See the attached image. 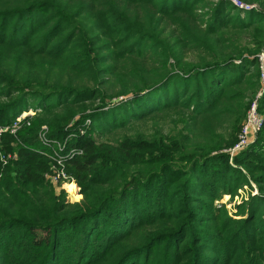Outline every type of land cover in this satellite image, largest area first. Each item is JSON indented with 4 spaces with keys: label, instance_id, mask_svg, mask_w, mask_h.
Listing matches in <instances>:
<instances>
[{
    "label": "trees",
    "instance_id": "1",
    "mask_svg": "<svg viewBox=\"0 0 264 264\" xmlns=\"http://www.w3.org/2000/svg\"><path fill=\"white\" fill-rule=\"evenodd\" d=\"M240 1L256 7L0 0V125L38 112L0 142L18 154L0 161V264H264V127L227 153L260 90L264 50V1ZM113 79L121 87L109 94ZM158 114L167 134L157 124L113 143L95 137ZM44 125L56 140L79 132L71 144L84 155L66 169L81 202L46 179ZM252 184L240 219L215 205Z\"/></svg>",
    "mask_w": 264,
    "mask_h": 264
},
{
    "label": "built area",
    "instance_id": "2",
    "mask_svg": "<svg viewBox=\"0 0 264 264\" xmlns=\"http://www.w3.org/2000/svg\"><path fill=\"white\" fill-rule=\"evenodd\" d=\"M235 6L240 9L249 11L254 9L255 5H246L240 0H229ZM258 65H259V81H260V90L252 103L245 122L242 126L241 132L238 136V140L233 148L229 149V153L232 157L238 155L245 149H247L250 144L255 142L257 135L261 132L264 127V115L260 112V103L264 97V50L257 56ZM239 63V62H236ZM123 99V98H119ZM116 100V99H115ZM118 101V100H117ZM37 110L30 108L28 111L23 112L18 116L14 122L8 125H0V142L2 137L5 134H10L14 137H17L19 131L25 126H30L31 119L30 117H35L37 115ZM91 124V120L85 121L83 127L80 129V134L85 135L86 129ZM89 124V125H87ZM73 126V123L70 125ZM78 133H72L66 139L56 140L50 137V129L46 125L41 127L37 135V141L42 145L43 149H40L39 152L48 158L50 161V172L47 173L46 179H48L52 185L59 188V190H65L69 195V199H72V195L68 192L67 186L74 184L79 193H81V188L78 184L71 179L67 173V163L76 157L84 155V150L75 147L71 144V140L74 139ZM18 154L15 153H0V161L7 165L10 161L17 160Z\"/></svg>",
    "mask_w": 264,
    "mask_h": 264
},
{
    "label": "rangeland",
    "instance_id": "3",
    "mask_svg": "<svg viewBox=\"0 0 264 264\" xmlns=\"http://www.w3.org/2000/svg\"><path fill=\"white\" fill-rule=\"evenodd\" d=\"M206 1H208V0H206ZM250 10H252V9H250ZM261 10L263 11L264 7H262ZM120 87H121V85L119 86V83L116 81V79H113V86L111 85V87L107 88V93L113 94V93L119 91ZM122 98H124V96ZM131 98L132 97L130 96L128 99H120L118 101L114 99L108 103V106L106 108H104V110L108 111V110L117 108V107L123 105L125 102H127ZM120 111H118V113H120ZM88 112L89 111H87V113ZM30 118L33 119V117H30ZM76 118H80V115L77 116ZM87 120L88 119H86V121ZM169 121H170V119H168L165 114H158V115H155V117H153V118L151 117V118H148L145 120H137V121L132 120L131 122H129V124L125 128L116 130L113 133H107L106 135L104 134V135L98 136L99 132L97 129L95 137H96L98 142L106 141V142L113 143V142H115L114 140L116 138L121 137V136L126 135V134L134 135L138 132H144L147 134H151L154 132V129L156 128L157 124H159L167 134V132H169L170 128L173 127ZM89 124H87V125H89ZM91 126H92V122L89 125V127H91ZM179 127H182V125ZM252 144H250V146L248 148H250ZM247 149H245V150H247ZM230 163L233 164V160L230 161ZM74 188H75L76 193H77V195H76L77 199L75 201H73V200H70V201L71 202H81L83 200V195H82V193H79L77 187H74ZM70 189H71V187L69 188L67 186L68 192L73 196L74 191L72 189L71 190ZM237 192L238 193L234 197L227 195V194H224L218 201L215 202V205H218V206L223 205L227 209L229 216L232 217L233 219H236V220L241 218L240 216H238V208L237 207L239 205H241V203L243 201L248 200L251 195L257 194L258 190L256 189V186L252 184V187L251 186H245L243 189H240ZM79 197H80V199H79ZM78 199H79V201H78Z\"/></svg>",
    "mask_w": 264,
    "mask_h": 264
},
{
    "label": "bare ground",
    "instance_id": "4",
    "mask_svg": "<svg viewBox=\"0 0 264 264\" xmlns=\"http://www.w3.org/2000/svg\"><path fill=\"white\" fill-rule=\"evenodd\" d=\"M68 187H69V188L71 187V189L74 191V194L77 195L76 190H75V188H74V187H76V186H75L74 184L68 185ZM71 189H70V190H71ZM76 199H77V197H76ZM76 199H75V200H76Z\"/></svg>",
    "mask_w": 264,
    "mask_h": 264
}]
</instances>
